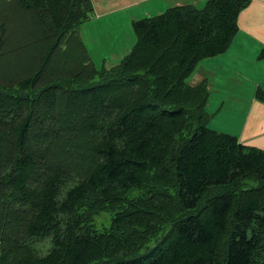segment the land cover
Instances as JSON below:
<instances>
[{
  "label": "trees",
  "instance_id": "16d2710c",
  "mask_svg": "<svg viewBox=\"0 0 264 264\" xmlns=\"http://www.w3.org/2000/svg\"><path fill=\"white\" fill-rule=\"evenodd\" d=\"M250 2L133 21L107 69L79 32L90 0H0V264H264V150L209 129L208 84L186 82Z\"/></svg>",
  "mask_w": 264,
  "mask_h": 264
},
{
  "label": "crops",
  "instance_id": "0c3cea01",
  "mask_svg": "<svg viewBox=\"0 0 264 264\" xmlns=\"http://www.w3.org/2000/svg\"><path fill=\"white\" fill-rule=\"evenodd\" d=\"M90 1L93 13L85 21L87 38L92 42V45L95 40H99V45H101L100 42L106 41L109 47L116 49L111 52L113 61H120L130 52L135 43V40L130 37V34L133 33L131 28L133 21L156 16L169 8L178 6L192 5L201 9L208 0ZM237 26L238 32L229 48L221 55L200 61L196 66L198 69L193 78L196 84L206 80L208 88L213 89L219 96L213 95L212 104L209 102V96L206 109L209 106H213V109L216 106L223 108L234 97V107L236 105L244 111L243 126L236 133L238 136L235 135V137L243 145L264 150V104L256 101L253 95L256 88L264 87V59H258V55L264 47V0H251L249 6L239 14ZM123 27L127 30L126 38L122 34H117ZM90 28L93 29L91 37L88 36ZM80 35L82 38L81 33ZM88 54L91 55L89 52ZM237 80H243L240 82L241 85L247 82L248 93L240 92L241 85ZM236 89H238L237 93L228 92ZM221 90L224 91L223 94ZM231 124L229 116L228 125Z\"/></svg>",
  "mask_w": 264,
  "mask_h": 264
},
{
  "label": "rangeland",
  "instance_id": "374dc122",
  "mask_svg": "<svg viewBox=\"0 0 264 264\" xmlns=\"http://www.w3.org/2000/svg\"><path fill=\"white\" fill-rule=\"evenodd\" d=\"M203 7H204V5L202 6V8ZM9 19H11V21L13 22V25L15 27H18V26L23 27V25L21 26V24L18 22V20H17L18 18L10 17ZM25 30H28V28H26ZM92 30L93 29L90 28L88 31L89 37L92 36V33H91ZM126 32H127V30L125 29V27H123L121 29V31H119V33H117V34H122V36L126 38V36H127ZM80 33L82 34L81 39H82L87 51L91 54L90 55L91 60L97 68H100L103 66V67L108 69L119 61V60L113 61V54H111V52L116 50V49L114 47H109L108 43L106 41L100 42L101 45H99V40H95V42H93L94 46L92 45V42H90L87 38V24H86V22L81 24ZM103 34H107V33H103ZM111 34L114 35V33H111ZM130 37H132V39L135 40L133 33H132V35L130 34ZM19 40H17V41H19ZM25 42H21V47L27 45V44H25ZM110 43H113V41H110ZM18 44L20 45V43L16 42V40L11 39L8 41V49H11V47H14ZM31 50H32V48H28V49L22 50V51H26V53H28L27 51H31ZM19 51H20V49H19ZM22 51L17 53L19 58L24 57V56H21ZM11 60H12V57L7 58L5 65L2 67H3V70L6 71L9 75L10 74L14 75L16 72H15V70L14 71H12V70L15 68V63H16L15 61L16 60L13 61L14 62L13 66H12ZM197 69L198 68L195 67L194 71L186 79V82L189 85L196 84L194 81L193 75H194V73H196ZM98 82H99L98 79H93L91 81L87 80V81L83 82L82 86L88 87V86L96 84ZM237 82L239 85H241L240 82H243V80H237ZM252 88H253V84L251 81V89ZM262 88L264 89V87H262ZM209 90H210L209 91V96H210L209 102L212 104L213 95L216 97H219V96H217L216 92L213 89H209ZM241 91H246V93L249 92L247 82H245L243 85H241L240 92ZM228 92L237 93L238 89L230 90ZM221 93L223 94L224 91L221 90ZM253 95H254V91H253ZM233 100H234V97H232L231 100L229 101L228 105L223 107V108L216 106L213 109V106H211V107L209 106L206 109L207 113L212 116V119H211L210 123L208 124L209 129L214 130V131L219 132V133L229 134L232 136H235V135L238 136L236 133H238L240 131L241 127L243 126L242 124H243V120H244L243 119L244 111L242 109H240L239 107H237L236 105L234 107ZM229 116H230V120L232 121L231 125H228ZM111 215H112V213H110V212H101L98 215H96L95 219L93 221V230L100 231V230L106 228L109 225ZM43 244L46 245L45 242H43Z\"/></svg>",
  "mask_w": 264,
  "mask_h": 264
}]
</instances>
